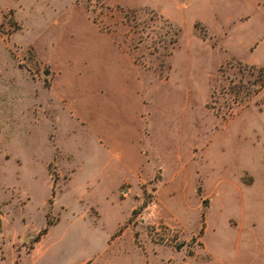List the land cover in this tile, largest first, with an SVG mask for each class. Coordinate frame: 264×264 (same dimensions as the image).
Returning <instances> with one entry per match:
<instances>
[{"label": "rangeland", "instance_id": "374dc122", "mask_svg": "<svg viewBox=\"0 0 264 264\" xmlns=\"http://www.w3.org/2000/svg\"><path fill=\"white\" fill-rule=\"evenodd\" d=\"M260 252L264 0H0V264Z\"/></svg>", "mask_w": 264, "mask_h": 264}, {"label": "crops", "instance_id": "0c3cea01", "mask_svg": "<svg viewBox=\"0 0 264 264\" xmlns=\"http://www.w3.org/2000/svg\"><path fill=\"white\" fill-rule=\"evenodd\" d=\"M246 260L247 261L245 264H258V262H260L261 260L264 262V254H263V252H260L254 258L248 257V259H246Z\"/></svg>", "mask_w": 264, "mask_h": 264}, {"label": "water", "instance_id": "95a60500", "mask_svg": "<svg viewBox=\"0 0 264 264\" xmlns=\"http://www.w3.org/2000/svg\"><path fill=\"white\" fill-rule=\"evenodd\" d=\"M48 73H49V70H45V71H44V74H48Z\"/></svg>", "mask_w": 264, "mask_h": 264}]
</instances>
